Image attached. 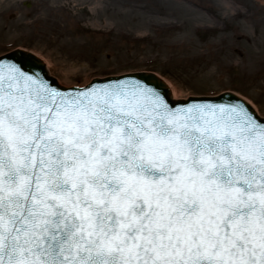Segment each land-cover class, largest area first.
Listing matches in <instances>:
<instances>
[{"label":"snow or ice","instance_id":"obj_1","mask_svg":"<svg viewBox=\"0 0 264 264\" xmlns=\"http://www.w3.org/2000/svg\"><path fill=\"white\" fill-rule=\"evenodd\" d=\"M0 264H264V115L0 55Z\"/></svg>","mask_w":264,"mask_h":264},{"label":"rangeland","instance_id":"obj_2","mask_svg":"<svg viewBox=\"0 0 264 264\" xmlns=\"http://www.w3.org/2000/svg\"><path fill=\"white\" fill-rule=\"evenodd\" d=\"M16 48L60 84L152 70L177 98L231 90L264 115V0H0V55Z\"/></svg>","mask_w":264,"mask_h":264},{"label":"water","instance_id":"obj_3","mask_svg":"<svg viewBox=\"0 0 264 264\" xmlns=\"http://www.w3.org/2000/svg\"><path fill=\"white\" fill-rule=\"evenodd\" d=\"M7 54L10 58H13L17 62L21 63L25 67L26 70H29V71H32L35 73H39L40 75L44 76L46 79L52 81V83H55L56 85H58L62 88H65V87H63L57 83V81H56L57 77H55L56 78L55 79V78L48 75V73L44 67V63L46 65L45 60H43L44 61V63H43L36 55H34L33 53H31L29 51L23 50V49H15L13 51L8 52ZM37 55L40 56V54H37ZM131 74H133L137 79H141V80H144L145 82L151 83L153 86L161 87L163 91H166L168 93V98L170 100H173V101H182L183 100V99H173L171 97V94H170L171 93V86H167L165 84V82L159 76H157L155 73H152V72H133ZM113 76H116V75H113ZM113 76H106V77H113ZM91 81L99 83V82H101V78H93ZM62 85H64V84H62ZM65 86H68V85H65ZM192 97L208 98V99H211V100L217 101V102H222L223 100H228V99L234 100L236 98H241L238 95H236L235 93L230 92V91H226V92L220 93V94L215 95V96H192ZM250 107H251V105H250ZM260 115H262V114H260Z\"/></svg>","mask_w":264,"mask_h":264},{"label":"bare ground","instance_id":"obj_4","mask_svg":"<svg viewBox=\"0 0 264 264\" xmlns=\"http://www.w3.org/2000/svg\"><path fill=\"white\" fill-rule=\"evenodd\" d=\"M163 79L165 80L167 86H171V95H172V97L174 99H176L177 97L175 95V88H174V86H172V84L167 79H165V78H163Z\"/></svg>","mask_w":264,"mask_h":264}]
</instances>
